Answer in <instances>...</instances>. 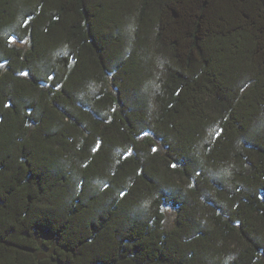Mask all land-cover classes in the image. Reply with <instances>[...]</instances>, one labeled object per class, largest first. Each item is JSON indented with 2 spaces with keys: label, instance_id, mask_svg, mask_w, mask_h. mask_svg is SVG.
<instances>
[{
  "label": "trees",
  "instance_id": "trees-1",
  "mask_svg": "<svg viewBox=\"0 0 264 264\" xmlns=\"http://www.w3.org/2000/svg\"><path fill=\"white\" fill-rule=\"evenodd\" d=\"M0 264H264V0H0Z\"/></svg>",
  "mask_w": 264,
  "mask_h": 264
},
{
  "label": "snow or ice",
  "instance_id": "snow-or-ice-1",
  "mask_svg": "<svg viewBox=\"0 0 264 264\" xmlns=\"http://www.w3.org/2000/svg\"><path fill=\"white\" fill-rule=\"evenodd\" d=\"M23 75H27V73H22ZM155 151V149H153ZM173 167H175V165H172Z\"/></svg>",
  "mask_w": 264,
  "mask_h": 264
}]
</instances>
